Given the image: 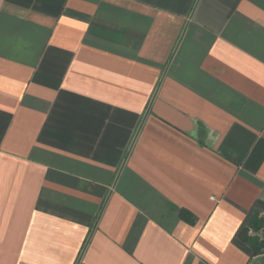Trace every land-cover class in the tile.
<instances>
[{
    "label": "crops",
    "instance_id": "1",
    "mask_svg": "<svg viewBox=\"0 0 264 264\" xmlns=\"http://www.w3.org/2000/svg\"><path fill=\"white\" fill-rule=\"evenodd\" d=\"M264 0H0V264H264Z\"/></svg>",
    "mask_w": 264,
    "mask_h": 264
},
{
    "label": "trees",
    "instance_id": "2",
    "mask_svg": "<svg viewBox=\"0 0 264 264\" xmlns=\"http://www.w3.org/2000/svg\"><path fill=\"white\" fill-rule=\"evenodd\" d=\"M263 226H264V218H259L258 215L254 213L249 219L248 230H253L255 232H258L259 230H261ZM249 237H250L249 240H253L254 242H256L257 244H259L264 248V242L260 238L252 237V236Z\"/></svg>",
    "mask_w": 264,
    "mask_h": 264
},
{
    "label": "built area",
    "instance_id": "3",
    "mask_svg": "<svg viewBox=\"0 0 264 264\" xmlns=\"http://www.w3.org/2000/svg\"><path fill=\"white\" fill-rule=\"evenodd\" d=\"M250 236L252 237H258L264 242V226L259 230L258 232H255L253 230L249 231Z\"/></svg>",
    "mask_w": 264,
    "mask_h": 264
}]
</instances>
